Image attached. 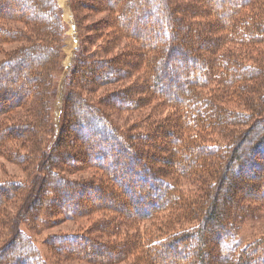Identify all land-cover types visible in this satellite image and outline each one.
I'll use <instances>...</instances> for the list:
<instances>
[{
	"label": "trees",
	"instance_id": "16d2710c",
	"mask_svg": "<svg viewBox=\"0 0 264 264\" xmlns=\"http://www.w3.org/2000/svg\"><path fill=\"white\" fill-rule=\"evenodd\" d=\"M94 1L106 3L117 32L92 28L103 48L79 56L71 68L59 132L45 143L53 131L61 9L52 0H18L17 5L0 0V14L3 8L11 18L26 14L33 25L29 44L0 65V118L25 105L32 113L26 125L0 130L1 140L26 137L38 163L37 191H28L33 196L24 219L31 229L42 228L53 215L75 217L87 207H100L107 214L101 211L92 227L106 240L81 232L54 235L47 243L62 257L90 263L133 258L131 264H264V238L241 250L236 242L240 223L264 207V55L244 62L235 55L240 47L264 53V0L218 6L211 0ZM72 6L78 24L79 4ZM6 30L0 27V39L12 35ZM121 36L134 42L110 55ZM200 40L211 45L198 47ZM201 53L204 59L196 57ZM190 62L199 68H179ZM142 66V76L132 83L95 95L100 86L119 84ZM8 69L14 78L4 75ZM215 83L217 90L209 91ZM7 88L12 95L5 96ZM152 95L172 112L163 116L156 105L125 126L111 118L109 110L138 111ZM230 96L244 109L230 107ZM152 147L166 157L164 166L158 167L160 154ZM81 166L100 173L85 181L65 176ZM178 176L194 177L198 181H190L198 184L183 192ZM21 191L19 182L1 183L0 206ZM89 198L98 200L87 205ZM167 210L179 221L176 229L157 236L141 233L142 221ZM5 254L9 264H47L21 229L0 250V257Z\"/></svg>",
	"mask_w": 264,
	"mask_h": 264
},
{
	"label": "rangeland",
	"instance_id": "374dc122",
	"mask_svg": "<svg viewBox=\"0 0 264 264\" xmlns=\"http://www.w3.org/2000/svg\"><path fill=\"white\" fill-rule=\"evenodd\" d=\"M18 0H14V5ZM56 3L59 9H61V37H58V46L60 53L58 61L54 68V77L56 78V96L52 100V123H53V131H51L45 137V143L50 140L53 141L57 136L61 124V112L63 108V100L65 93L68 91L70 87V70L79 58L87 57L94 55L97 49L102 50L103 44L101 43V39L99 35L96 36L92 32L93 29L100 30H110L111 34H115L117 31L114 29V22L111 21L112 13L107 9L108 7L101 2L94 0H65L63 3L61 0H52ZM186 1V0H183ZM213 4L218 6L219 4H227L230 5V0H211ZM66 2V3H65ZM78 3V14H79V23L77 24L76 16L73 11V3ZM17 5V4H16ZM6 8H3L0 14V27L2 29L11 30L12 35H2V39H0V65L4 60L10 57L16 50L20 47L28 45V41L30 42V38L27 32H31L33 25L32 21L28 20L29 17L26 14H22L23 17L11 18L10 15L5 14ZM67 10H71V14L67 12ZM71 15V16H70ZM149 17V19L153 18ZM109 20V24L105 23L103 26L102 23L105 20ZM206 22H209L206 20ZM141 23V22H140ZM80 24V25H79ZM94 26V27H92ZM6 30V31H8ZM206 32V30H205ZM181 34L185 33V31H180ZM151 34V33H150ZM100 35H102L100 33ZM111 35V36H112ZM156 38V34H151ZM109 36V37H111ZM103 37V36H102ZM158 37V36H157ZM103 39V38H102ZM132 40L126 39L121 36V41L119 46H115L112 50V54H116L120 52L124 47L127 48V43ZM198 41V40H197ZM105 43L108 44V41L105 39ZM198 47L207 48L211 45V42L202 41L198 42ZM114 47V46H113ZM183 47V46H182ZM189 47V46H188ZM187 46L183 49H189ZM264 47V44L260 46ZM258 48V47H257ZM240 52H236L235 55L240 57L241 61H249L251 58H258L264 53H257L255 51L251 52L246 47H240ZM197 52V48L195 47V53ZM263 52V51H262ZM200 59L202 58L203 53L196 54ZM201 56V57H200ZM178 63L175 61L174 66ZM67 66H70V69H67ZM145 67H141L138 71H135L134 74L129 77L127 80L119 84L113 85H103L99 87L98 96H101L107 93L110 90L118 88L122 83L129 84L135 81L137 78L142 76V71ZM182 70H191L198 69V65L196 63L190 62L188 67L179 66ZM5 70L4 75L9 77H15L11 71ZM26 73V72H25ZM217 84L209 85L208 89L211 92H215L217 90ZM15 86V85H14ZM11 88V87H10ZM7 88L5 91V96L7 94L12 95V91L9 93ZM5 89V88H2ZM60 97V98H59ZM231 104L230 107L239 109H244L243 102L239 99H234L231 96L226 98ZM227 101V102H228ZM160 100L153 95L150 97V101L145 104L143 107L139 108L138 111H133L127 113L125 111H114L109 110L111 118L116 121V123L120 126L130 125L132 122L140 115H147L152 112V108L156 105L161 106V112L163 116L169 112H172L171 106L160 104ZM237 102V103H236ZM31 109L28 105L17 107L10 112H7V115L0 118V130L4 128H18L19 126L26 125L24 123L31 120ZM218 136H214L216 138ZM159 139V137L157 138ZM3 140V141H2ZM0 139V184L2 183H11L12 181L19 182L22 185V191L17 194L14 198L7 200L2 206H0V250L6 244L10 242L14 238L16 231L20 229L25 233V235L29 236L31 240L35 243L37 248L40 251L41 256L47 261V264H97L90 263L85 260L75 258V257H62L55 252H53L50 247H48L47 243L49 238L54 235H69V234H77V233H88L92 236H97L102 240H106V236L95 231L93 229L92 224L99 220L102 212L107 214L105 211L100 210L101 208L98 206H93L92 208L87 207L86 211L83 214L76 215L75 217H68L64 215H53L50 221L46 226L39 227L37 225L36 228L31 229L30 220L24 219L25 209H27L26 205H28V200L33 196L32 194L28 195V191L30 189L37 191L38 186V163L32 161L34 155H31L30 145L31 143L26 140V137L18 138L17 136L11 137H3ZM154 141V140H153ZM158 144V143H153ZM45 145V144H44ZM153 151L158 152L155 147H152ZM159 158L156 160L158 167L164 166V156L160 152H158ZM151 155V154H150ZM22 157H25L24 159ZM169 158V157H168ZM146 161L149 163L152 161V158H146ZM33 162V163H32ZM179 165V164H178ZM100 173V171L96 170L94 167H85L81 166L79 169H75L74 171H70L69 173H64L65 176L71 177L73 179L79 180H91L93 178H97L96 176ZM167 175V174H165ZM246 176V175H243ZM180 187L185 191L194 190L195 188L192 186H196L198 183L190 180L198 181L192 178H184L180 177ZM246 183V182H245ZM31 186L32 189L30 188ZM88 186V185H87ZM39 189V188H38ZM29 191V192H30ZM30 197V198H29ZM92 200V201H91ZM98 199H87L86 204H91L97 201ZM222 204V202H221ZM224 205V202L223 204ZM225 205H228L226 203ZM224 205V206H225ZM252 206V204H250ZM26 207V208H25ZM38 207V206H37ZM255 207V206H253ZM260 210L255 211L254 215L250 214V217L243 220L238 226V235L236 242L238 244L237 250H241L255 240L264 238V207L260 206ZM33 209L31 208V211ZM102 211V212H101ZM178 220L173 215L172 211H165L161 213L157 218L151 220L142 221L140 224V231L144 234H150L153 236L162 235L164 233L172 232V228L176 229L178 225ZM188 221H182L180 224L187 223ZM194 223V222H192ZM191 223V224H192ZM111 234V233H110ZM114 236L113 234H111ZM109 235V237L113 240L114 237ZM118 235V234H117ZM121 238V236H119ZM195 242V241H194ZM182 253V252H181ZM9 254H5L0 257V264H9ZM166 257V256H165ZM170 257V256H167ZM133 262V258L127 261H122L115 264H131Z\"/></svg>",
	"mask_w": 264,
	"mask_h": 264
},
{
	"label": "bare ground",
	"instance_id": "6f19581e",
	"mask_svg": "<svg viewBox=\"0 0 264 264\" xmlns=\"http://www.w3.org/2000/svg\"><path fill=\"white\" fill-rule=\"evenodd\" d=\"M65 0H61V2L63 3ZM66 3V2H65ZM64 4V3H63ZM67 12L69 13V14H71V10H67ZM71 16V15H70ZM60 98V97H59Z\"/></svg>",
	"mask_w": 264,
	"mask_h": 264
},
{
	"label": "water",
	"instance_id": "95a60500",
	"mask_svg": "<svg viewBox=\"0 0 264 264\" xmlns=\"http://www.w3.org/2000/svg\"><path fill=\"white\" fill-rule=\"evenodd\" d=\"M71 67L70 66H67V69H70Z\"/></svg>",
	"mask_w": 264,
	"mask_h": 264
}]
</instances>
